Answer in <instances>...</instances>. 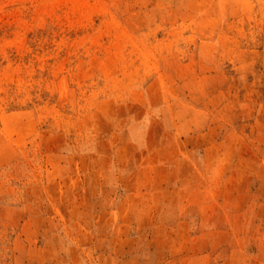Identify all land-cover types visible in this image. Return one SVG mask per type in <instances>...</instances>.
<instances>
[{"label": "rangeland", "instance_id": "1", "mask_svg": "<svg viewBox=\"0 0 264 264\" xmlns=\"http://www.w3.org/2000/svg\"><path fill=\"white\" fill-rule=\"evenodd\" d=\"M0 264H264V0H0Z\"/></svg>", "mask_w": 264, "mask_h": 264}]
</instances>
